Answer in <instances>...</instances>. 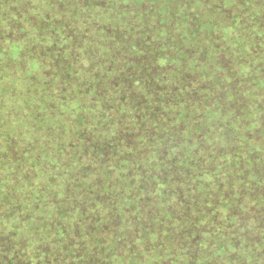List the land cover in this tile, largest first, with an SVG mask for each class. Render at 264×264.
<instances>
[{
  "label": "trees",
  "instance_id": "obj_1",
  "mask_svg": "<svg viewBox=\"0 0 264 264\" xmlns=\"http://www.w3.org/2000/svg\"><path fill=\"white\" fill-rule=\"evenodd\" d=\"M0 264H264V0H0Z\"/></svg>",
  "mask_w": 264,
  "mask_h": 264
}]
</instances>
